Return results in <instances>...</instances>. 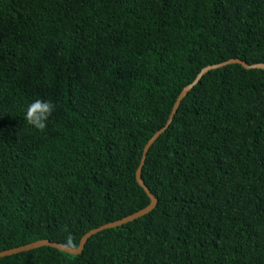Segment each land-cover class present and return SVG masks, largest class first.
I'll return each instance as SVG.
<instances>
[{"label": "trees", "instance_id": "16d2710c", "mask_svg": "<svg viewBox=\"0 0 264 264\" xmlns=\"http://www.w3.org/2000/svg\"><path fill=\"white\" fill-rule=\"evenodd\" d=\"M230 60L264 64V0H0V252L149 207L146 145ZM142 179L148 214L0 264H264V69L203 75Z\"/></svg>", "mask_w": 264, "mask_h": 264}, {"label": "water", "instance_id": "95a60500", "mask_svg": "<svg viewBox=\"0 0 264 264\" xmlns=\"http://www.w3.org/2000/svg\"><path fill=\"white\" fill-rule=\"evenodd\" d=\"M234 63H238V64H242L244 67L248 68V69H251V68H260V69H264V64H255V65H248L247 63L245 62H242L241 60H230V61H227L225 63H222V64H218V65H213V66H209V67H206L205 69H203V71L200 73V75L198 76V78L195 80V82L193 84H191L190 86L186 87L183 92L181 93L180 97L178 98V101L176 102V105L174 107V110H173V113L167 123V125L162 129L160 130L159 132H157L154 137L148 142V144L146 145L145 147V150H144V154H143V159H142V162H141V165H140V168L138 170V173H137V179H138V182L139 184L147 191V193L149 194V196L151 197L152 199V203L149 207L133 214V215H130L122 220H119V221H116V222H112V223H109L105 226H102L100 228H97V229H94L92 231H90L89 233H87L85 235V237L82 239V242H81V245L79 248H71V247H66L65 245H62V244H59V243H53L51 241H47V240H44V241H38V242H35V243H32V244H29V245H25V246H22V247H18V248H15V249H11V250H7V251H3V252H0V258L1 257H5V256H9V255H13V254H17V253H20V252H24V251H29V250H33V249H36V248H40V247H43V246H49V247H54V248H57V249H60L62 251H65L67 253H70V254H73V255H78V254H81L83 251H84V247L87 243V241L89 240V238H91L93 235H96L97 233L103 231V230H106V229H109V228H114V227H118V226H122L130 221H133L135 219H138L146 214H148L149 212H151L157 205V200L155 199V197L153 196V194L150 192V190L148 189V187L145 185L143 179H142V169H143V166L145 164V161H146V157H147V153L149 151V149L152 147V145L156 142V140L159 138V136L165 132L167 130V128L170 126V124L173 122V119H174V116L176 115L178 109L180 108L181 106V103L183 101V99L185 98V96L189 93V91L196 85L198 84V82L200 81V79L202 78L203 75H205L206 73H208L209 71L211 70H214V69H218V68H221V67H224V66H227L229 64H234Z\"/></svg>", "mask_w": 264, "mask_h": 264}, {"label": "clouds", "instance_id": "9594fccd", "mask_svg": "<svg viewBox=\"0 0 264 264\" xmlns=\"http://www.w3.org/2000/svg\"><path fill=\"white\" fill-rule=\"evenodd\" d=\"M55 108L56 106L51 100L36 99L27 106L24 119L34 129L43 131L47 128L48 121L55 111ZM65 246H73V238L71 235L66 238Z\"/></svg>", "mask_w": 264, "mask_h": 264}]
</instances>
